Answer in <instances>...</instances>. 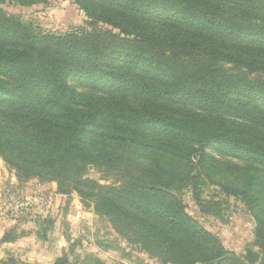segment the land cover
<instances>
[{
  "label": "trees",
  "instance_id": "1",
  "mask_svg": "<svg viewBox=\"0 0 264 264\" xmlns=\"http://www.w3.org/2000/svg\"><path fill=\"white\" fill-rule=\"evenodd\" d=\"M73 2L89 27L64 34L0 8V158L75 192L161 264H264V0ZM207 181L254 218L243 253L188 213L186 192L220 217Z\"/></svg>",
  "mask_w": 264,
  "mask_h": 264
},
{
  "label": "rangeland",
  "instance_id": "2",
  "mask_svg": "<svg viewBox=\"0 0 264 264\" xmlns=\"http://www.w3.org/2000/svg\"><path fill=\"white\" fill-rule=\"evenodd\" d=\"M0 8L51 33L89 27L84 11L73 0L28 5L0 2ZM69 83L81 89L83 82L74 77ZM219 158L243 164L229 156ZM89 171L99 184L120 182L114 174L92 167ZM201 194L206 200L223 201L220 217L203 215L186 192L182 199L188 213L217 234L227 249L243 253L253 239L252 215L242 203L226 197L208 181ZM61 254L67 255L70 264H161L120 234L107 218L97 215L75 192H59L54 181H20L0 158V261L14 258L17 264H52Z\"/></svg>",
  "mask_w": 264,
  "mask_h": 264
}]
</instances>
